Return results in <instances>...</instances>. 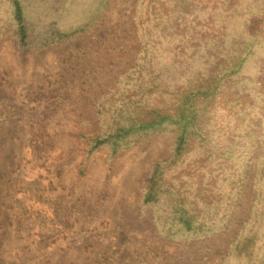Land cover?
Masks as SVG:
<instances>
[{
  "label": "rangeland",
  "instance_id": "1",
  "mask_svg": "<svg viewBox=\"0 0 264 264\" xmlns=\"http://www.w3.org/2000/svg\"><path fill=\"white\" fill-rule=\"evenodd\" d=\"M135 1L130 8V0H111L87 31L46 46L20 48L0 28V264L220 263L218 235L159 237L156 208L142 204L145 180L171 152L173 133L142 137L114 156H87L86 142L75 137L92 128L98 102L134 64ZM83 2L69 1L66 13L60 4L29 0L30 21L39 30L50 21L64 26ZM263 3L240 0L243 17L227 23L229 34L248 38L247 9ZM253 22L258 38L242 69L250 78L264 62V15Z\"/></svg>",
  "mask_w": 264,
  "mask_h": 264
},
{
  "label": "trees",
  "instance_id": "2",
  "mask_svg": "<svg viewBox=\"0 0 264 264\" xmlns=\"http://www.w3.org/2000/svg\"><path fill=\"white\" fill-rule=\"evenodd\" d=\"M47 1L66 13L74 3ZM110 3L84 0L77 19L39 30L30 21L29 0H0V28L20 48L46 46L87 31ZM239 4L138 2L134 64L98 102L92 128L75 137L86 142L87 156L102 150L114 156L142 137L173 133L171 152L153 163L141 198L156 208L157 235L186 242L218 235L219 264H264V62L254 78L242 73L258 38L253 16L263 19L264 6L247 9V38L229 34L227 23L243 17Z\"/></svg>",
  "mask_w": 264,
  "mask_h": 264
}]
</instances>
